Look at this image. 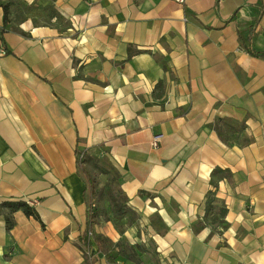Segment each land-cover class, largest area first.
<instances>
[{"label":"crops","instance_id":"obj_1","mask_svg":"<svg viewBox=\"0 0 264 264\" xmlns=\"http://www.w3.org/2000/svg\"><path fill=\"white\" fill-rule=\"evenodd\" d=\"M3 6L0 205L37 218L0 212V264H264V58L241 40L264 51V0H0V29ZM78 153L133 221L89 223Z\"/></svg>","mask_w":264,"mask_h":264},{"label":"trees","instance_id":"obj_2","mask_svg":"<svg viewBox=\"0 0 264 264\" xmlns=\"http://www.w3.org/2000/svg\"><path fill=\"white\" fill-rule=\"evenodd\" d=\"M8 21V7L7 6H3V28L0 29V39L2 40V34L4 33L5 29L4 26L7 24ZM242 43H243V47L245 49V51H247L251 56L253 57H257V58H264V51L262 52H257L252 50L251 46L248 43L247 39H241ZM82 156L81 159H85L88 162L92 164V166L100 173V174H106L107 172L101 168V166L98 165L99 159L95 158V157H91L88 154H84V155H80V153H78V169L80 166V157ZM106 164L108 165V163L106 162ZM80 173V172H79ZM81 174V173H80ZM215 174H222L223 177H228L229 176V172L226 171H222V170H213L212 175ZM83 181L85 183V203L87 206V218L89 220V223L91 224L92 221L100 215H104V216H108L106 215L103 211L101 210H97V205L95 204V197L100 196L101 194L98 193L95 189H94V181L92 179V177L90 176V174H88L87 171H82L81 174ZM115 177H117V180H119V176L117 171L115 170ZM108 195V199L110 200V204H111V212L113 213V216L121 223L122 218L125 215H129L128 218V222L133 221V219L136 217L135 214H133L126 206V198L124 196V194L121 192V190L119 189V184L117 185V192L113 193L111 191H109L107 193ZM215 202L214 197H213V193L208 192L207 194V199H206V215L203 218V220L201 222L198 223V226L201 227L203 224H206V220L208 217V212L211 209V204H213ZM94 205V208H92L91 206ZM2 210H7V214L5 215V227L6 230L9 231L13 225V219H12V214L18 211H21L23 214H25L26 216H33L35 218H37V214L35 213V211H33L26 203L24 202H8V203H4L2 205H0V212H2ZM219 218H216L214 220L209 221V225L211 226H219L221 228L225 227V222H224V215H225V209L223 207H221L219 209ZM115 227L116 223L114 224ZM98 241V240H97ZM97 241L95 240V244L97 245V247L99 248V242L97 243ZM79 244H80V248L84 253L85 256V260L88 259V257L92 256V252L90 251L91 249V243L90 241H88V235L87 233L81 237L79 239ZM100 249V248H99ZM130 250L133 252V250L130 248ZM88 254V255H87ZM134 254V253H133ZM135 255V254H134ZM84 260V261H85ZM88 261V260H87ZM85 261V262H87Z\"/></svg>","mask_w":264,"mask_h":264},{"label":"rangeland","instance_id":"obj_3","mask_svg":"<svg viewBox=\"0 0 264 264\" xmlns=\"http://www.w3.org/2000/svg\"><path fill=\"white\" fill-rule=\"evenodd\" d=\"M98 165L107 173L100 174L91 163L88 162L87 164L85 159L80 160L79 172L82 174V171H87L88 174H90L94 181V189L101 194L100 196L95 197V204H98L99 210L108 215V218H110L112 223H115L118 220L111 212V204L107 195L109 191L113 193L117 192L118 180L117 177H115V169L110 164L107 165L105 159H99Z\"/></svg>","mask_w":264,"mask_h":264},{"label":"built area","instance_id":"obj_4","mask_svg":"<svg viewBox=\"0 0 264 264\" xmlns=\"http://www.w3.org/2000/svg\"><path fill=\"white\" fill-rule=\"evenodd\" d=\"M172 2L180 5V6H183L185 5V2L186 0H171ZM6 54L5 52V49H4V46H3V41L0 39V56ZM159 140V137H155L152 141V147H156L157 146V142ZM82 158V156L80 157V159ZM92 208H94V205L91 206Z\"/></svg>","mask_w":264,"mask_h":264}]
</instances>
